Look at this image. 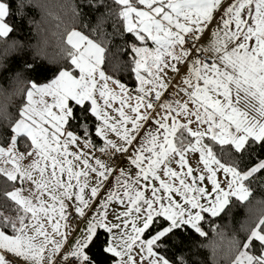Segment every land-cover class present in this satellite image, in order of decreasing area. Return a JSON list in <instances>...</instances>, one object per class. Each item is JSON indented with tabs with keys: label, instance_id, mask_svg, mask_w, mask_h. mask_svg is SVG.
Listing matches in <instances>:
<instances>
[{
	"label": "snow or ice",
	"instance_id": "6c2138e0",
	"mask_svg": "<svg viewBox=\"0 0 264 264\" xmlns=\"http://www.w3.org/2000/svg\"><path fill=\"white\" fill-rule=\"evenodd\" d=\"M0 75V264H264V0H0Z\"/></svg>",
	"mask_w": 264,
	"mask_h": 264
},
{
	"label": "trees",
	"instance_id": "16d2710c",
	"mask_svg": "<svg viewBox=\"0 0 264 264\" xmlns=\"http://www.w3.org/2000/svg\"><path fill=\"white\" fill-rule=\"evenodd\" d=\"M29 13L31 15H33L37 20L39 19V12L37 10L29 9ZM35 42H36V38L33 37L32 43H35ZM128 83L131 85V81H128ZM13 87H14V85L12 84L10 79L6 78L3 75H0V91H11L13 89ZM19 99L20 98L18 96H14L12 98L13 104L19 103ZM2 101H3V96L0 95V102H2ZM260 195H261V193H260L259 190H257L254 193V196L257 197V198H259ZM246 215H247L246 208L237 207L236 209H234V211L231 213V218H232L233 224L238 225V223L240 221L245 219ZM203 256L208 257V256H210V253L207 250H205L203 252Z\"/></svg>",
	"mask_w": 264,
	"mask_h": 264
}]
</instances>
